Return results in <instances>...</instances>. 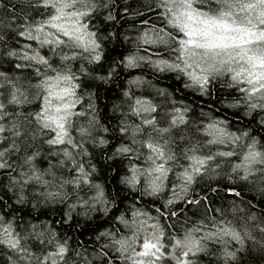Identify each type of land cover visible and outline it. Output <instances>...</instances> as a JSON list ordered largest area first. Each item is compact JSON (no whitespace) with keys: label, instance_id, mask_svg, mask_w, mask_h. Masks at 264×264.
Segmentation results:
<instances>
[{"label":"trees","instance_id":"obj_1","mask_svg":"<svg viewBox=\"0 0 264 264\" xmlns=\"http://www.w3.org/2000/svg\"><path fill=\"white\" fill-rule=\"evenodd\" d=\"M77 2L80 5V0ZM93 2L95 11L84 22L89 23V30L97 34L99 62L91 61V53L83 52L72 43L57 49V53L75 54L76 58L61 61L59 54L53 55L50 51L52 46L41 47L37 41L19 35L28 23L43 19L40 13L45 10L35 7L34 0H0V35L4 37L0 42V72L12 81L10 84L0 78V92L4 93L0 99L7 105L13 85L27 97V102L20 105H7L10 115L0 121L6 126V131L0 133L4 137L0 140V151L9 149L2 159L10 166L0 169V216H4V223H11L13 233L19 234L21 246L31 253L26 258L0 244V264H12L13 261L36 264L37 257L43 260L49 253H56L60 245L65 248L64 254L54 256L44 264H53V261L55 264H134L137 261L134 238L141 227L138 220L148 217L152 218L148 222L157 225L160 236L163 233L160 243L166 251L161 257L162 264H175L172 257L177 256L172 245L176 239L182 242L186 239L191 244L188 246L198 242L201 250L186 257L190 264H264V164L253 163L252 174L244 180L240 178L243 171L233 172V166L240 163L239 158L217 157L222 162L220 167L197 175L191 184H185L176 179L175 173H169V180L164 181L161 190L149 195L153 176L147 172L143 176L137 173L141 182L132 180V168L153 167L150 161L145 163L148 151L131 143V128L140 124V117L132 114L136 99L148 101L156 109L154 113L142 115L154 116L158 127L169 128L167 133H152L151 141L162 145L169 139L168 148L173 152L189 139L194 144L199 141L201 151L205 153L209 150L234 151L241 158L254 139L257 150L264 152L261 147L264 145V123H261L264 111H249L243 94L227 72L213 73L209 82L201 87L183 73L153 67L151 61L156 59L171 62L170 49L161 43L145 44L143 38L155 39L160 29L182 36L168 25L160 0ZM194 6L214 14L221 7L217 0H204ZM25 44L49 57L52 68L30 65L28 61L7 55L8 51L14 50L21 55L29 51L31 55L30 50L24 49ZM128 55L144 59L139 60L135 68H124L120 61ZM37 68L52 78L58 73L75 77L71 102L79 100V103L72 111H81L85 115L70 118L69 134L79 141V129L88 128L89 120L94 116L99 121L96 131L92 132L95 143L89 137L83 141L82 149H71L68 145L49 146L44 143L46 137L38 131L39 126L27 124L20 117V132L23 135L27 128V138L20 151L10 149L13 139L18 144L24 139L23 136L14 138L7 130L17 119V113L26 115L39 111L47 95L42 84L46 77L38 75ZM136 77L142 82L130 85L129 81ZM64 82L71 86L67 81L60 83ZM125 91L129 96L124 95ZM180 116L184 123L173 126V118ZM125 124L131 127L129 134L122 135L120 129ZM211 124L229 134L242 136L247 132L248 136H242L235 143L229 136H224V143L208 144L212 137L207 135L205 128ZM33 135L37 140L32 139ZM101 138L108 144L100 145ZM135 139L148 141L149 136L142 130ZM122 145H131L132 155L118 153L116 149ZM64 147L72 152V159L83 164L89 174L87 183L81 180L79 187L65 183L79 173L72 160L65 159L62 152L52 155L53 151ZM37 151L40 155L28 161L27 156ZM136 152L142 153L140 164H137ZM62 159L65 160L63 165L59 163ZM29 176L40 179L28 180ZM25 180L28 182L24 183ZM223 225L234 230L239 239L224 235L201 239L206 232H215L217 226ZM2 239L4 237L0 236ZM225 251L232 256L226 258Z\"/></svg>","mask_w":264,"mask_h":264},{"label":"snow or ice","instance_id":"obj_2","mask_svg":"<svg viewBox=\"0 0 264 264\" xmlns=\"http://www.w3.org/2000/svg\"><path fill=\"white\" fill-rule=\"evenodd\" d=\"M204 0H160V7L164 9V16L167 19V23L171 28L177 30L182 36L173 35L171 32H165L164 29H160L155 39L145 37V44H156L161 43L170 49L169 55L171 62L168 59H156L151 61L153 67L160 71H172L179 72L187 75L194 84H199L201 87L209 82V77L213 73L227 72L230 74L231 80L238 86L239 91L243 94L244 103L247 105L249 111L261 110L264 111V0H217V3L221 5L216 15L209 16L207 12L198 11L194 7L195 3H202ZM76 0L72 3L65 2V0H34V6L37 8H43L45 12H41L40 15L43 19L36 20L35 23H28L24 31L19 32V35L25 36L27 39L37 41L41 47L45 45L52 46L50 51L53 55L59 54L61 61H68L75 59L76 55L68 56L67 54L57 53V49L67 47L69 43L75 45L76 48L82 49L83 52L91 53V61L99 62L101 60V53L97 51L100 48V44L96 39V32L89 30V23L84 22L85 18L89 17L96 8L93 0H80V7H76ZM48 9H52L51 12H47ZM72 9V11H67ZM83 9V10H81ZM213 22L217 26L223 25L224 35L231 37L230 41H225L223 44H215L214 46H208V41L203 37L202 34H197L196 29L200 25L208 26ZM51 29L54 31H46ZM219 35V33H214ZM63 37V38H62ZM66 38V39H64ZM4 37L0 35V42H3ZM24 49L31 51H24L21 55L18 51H8L7 55L10 57H16L24 61H28L30 65H43L47 68H52L49 63V57L42 55L36 48H32L31 45L25 44ZM203 49V52L198 50ZM219 49L220 51H213ZM219 57L218 66L216 63H210L209 58L215 61ZM144 57L136 55H128L120 64L124 68L132 69L137 67V62L143 60ZM20 67V65H17ZM38 75H44L45 80L42 84L45 86L47 95L43 98V104L39 111L29 112L26 115L24 113H17V119L12 122L11 127L7 130L11 132L14 138L24 137L18 144L16 139H13L10 149L14 151H20L21 147L25 144L27 138L26 133L28 129L25 128L23 135L20 132V117L27 124L38 125V131L42 132L44 143L49 146H61L68 145L71 149H82L83 141L86 138L91 137L93 143H95V137L92 136V132L96 131V126L99 121H96L94 116L89 120V127H81L79 129V141L74 140L69 134V127L71 126L70 118L73 116L81 117L84 116V112H73L72 109L75 104L79 103L76 100L73 103H63L56 105L53 103V97L50 93L53 88L61 81H67L71 85L69 95H74L76 85L72 83L74 80L73 75L61 76L59 73L55 78L40 73V69L37 68ZM55 71V69H52ZM115 71V70H113ZM0 78H4L8 83H12L11 80L5 76V73L0 72ZM104 80L106 78L100 77ZM51 81V83H49ZM141 78L136 77L134 80H130L129 84L141 83ZM2 87V85H0ZM13 91L10 93V98L7 100V105H20L27 102V97L24 93L20 92L18 88L13 85ZM125 96H129V92H124ZM4 93L0 92V97H3ZM23 97V99H21ZM7 105L3 99H0V121L10 115L7 111ZM91 107V106H90ZM156 109L151 106L148 101L136 99L132 106V114L140 117V124L131 128L132 145H141L142 148L147 149L148 155L145 163L151 162V169H138L132 168L133 177L132 180L140 183L141 181L137 178V173L143 176L145 172L147 175L153 176L152 181L149 184L151 192L149 195L159 192L164 184L165 180H169V173H175L176 179L183 181L185 184H191L194 178L201 174L213 171L214 168H219L221 161L217 157L231 158L237 157L240 163H236L233 166V172L243 171L244 175L241 179L247 180L252 174L251 165L255 162L264 164V152L257 150V142L253 139L250 144L247 145L248 151L241 158L234 151H207L206 153L201 151L199 141L192 143L189 139L186 143L178 145L175 151L168 148L170 143L169 139H165L163 144L154 143L151 141L152 133L163 134L169 132V128H160L157 126V120L154 116L148 118L142 113H154ZM177 123L183 124V117L173 118L172 125ZM264 123V120L261 121ZM131 126L125 124L121 127L120 132L122 135L129 134ZM150 129V131H149ZM91 130V131H90ZM143 130L149 136L148 141H141L135 139L136 135ZM6 131V126L0 123V133ZM104 131H107L105 128ZM207 135L211 136L212 139L208 140V144L224 143L223 137L229 136L233 143L242 139V136H248L247 132H244L242 136H236L235 134H229L222 128H218L215 124L208 125L205 128ZM4 137L0 136V140ZM35 141L37 137L32 136ZM100 145L108 144L105 139L99 140ZM264 148V145H261ZM167 149V151H166ZM0 151V169L10 167L3 162L5 152ZM120 154L127 153L132 155L133 148L131 145L121 146L116 149ZM27 152L25 148V153ZM62 152L65 159L72 160V164L75 167V171L79 173L70 181L65 183H72L79 187L81 180L87 183L88 173L85 171L83 164H78L77 161L72 159V152L68 147H64L59 151H53L52 155L57 156ZM40 155L37 151L33 155L27 156V160L31 161L34 156ZM141 152H136L137 164H140ZM169 162H172L169 164ZM186 162V163H184ZM227 162V161H225ZM59 163L63 165L65 160H60ZM51 164V161H49ZM182 169L177 171V169ZM14 171V170H13ZM23 176L24 173H19ZM36 179L39 180V176H29L28 180ZM28 181L25 180L24 183ZM49 195H53L49 193ZM58 195V193H57ZM172 201H169L171 203ZM189 203H199L198 201H190ZM159 211V209L157 210ZM139 213H137L138 215ZM170 215H175L171 213ZM151 220V217H148ZM254 219V217H252ZM222 223V222H221ZM157 227V225H152ZM33 227H36L35 225ZM199 230V229H197ZM264 230V229H262ZM231 236L233 239H239L238 234L231 230L227 225L217 226L215 232H206L201 238L204 240H210L217 238L218 236ZM0 236L4 239L0 240V244L6 245L12 249L15 253H21L26 258L31 256V253L27 252V249L21 246L19 234L13 233L11 223H4V216H0ZM163 233H161V238ZM50 243V242H49ZM116 243H121L116 241ZM171 243V241H170ZM198 242H193V246L184 244L181 240L176 239L173 248L184 246L187 250L184 252V257H188L189 254H195L196 251H200L201 248L196 246ZM123 248V245H121ZM141 251L134 252L135 257H152L149 264H155L156 261L160 260L165 255L166 248L164 244L160 243V238L155 243L145 240L141 245ZM65 252L63 245L58 246L56 253H49L48 256L43 257L41 260L39 257L36 258V264H44V261H48L54 256H62ZM224 256L230 257L232 253L225 251ZM176 260V264H190L187 259L180 260L174 255L172 257ZM12 264H16L15 261ZM55 264V261H53ZM134 264H144V260L134 261Z\"/></svg>","mask_w":264,"mask_h":264},{"label":"rangeland","instance_id":"obj_3","mask_svg":"<svg viewBox=\"0 0 264 264\" xmlns=\"http://www.w3.org/2000/svg\"><path fill=\"white\" fill-rule=\"evenodd\" d=\"M65 2L72 3L73 0H65ZM77 5H79V3L76 0L75 6L79 8L80 5L79 6H77ZM194 7H196V6H194ZM197 10L198 11H202V12H207L209 16L216 15L214 13H210L209 11H206V10H203V9L197 8ZM67 11H72V9H68ZM198 51L203 52L204 50L200 49ZM213 51H220V50L219 49H214ZM218 60H219V57H217L215 59V61H213L212 59L209 58L208 62L216 63V66H218ZM64 87H68L67 85H65V82L64 83H60L59 82L56 85V90L59 92L60 89L64 88ZM52 99H53V103L56 104V105H60V104H63V103H72L71 102V96L69 97L68 95H64L60 99H56V98H52ZM138 223H140L141 227H140V230L137 232L136 237L134 238V251L135 252H138V251L142 250L141 249V245L143 244V242L145 240H149V241L155 243L157 241V239L161 237L160 236V230L158 229V227H153L152 225H155V224L151 223V222H148V219L142 218V219L138 220ZM160 241H161V239H160ZM183 243L187 244V245H191L186 239L183 240ZM186 250H187V248L184 247V246L174 248V252H175V254L177 256V259H180L182 261L185 260L186 258L184 257V252ZM136 258H137V261L143 259L144 260V264H149L150 258L152 259V257H144V258L136 257ZM160 261H161V259L156 261L155 264H162ZM175 264H176V262H175Z\"/></svg>","mask_w":264,"mask_h":264},{"label":"clouds","instance_id":"obj_4","mask_svg":"<svg viewBox=\"0 0 264 264\" xmlns=\"http://www.w3.org/2000/svg\"><path fill=\"white\" fill-rule=\"evenodd\" d=\"M197 34H202L203 37L208 41V46H214L215 44H223L225 41H230L231 37L224 35L223 25L217 26L215 22L207 27L200 25L197 29ZM214 33H219L216 35ZM70 89L68 87L61 88L58 92L56 87L53 88V91L50 93L51 96L59 98L60 96L69 95ZM70 97V96H69Z\"/></svg>","mask_w":264,"mask_h":264}]
</instances>
